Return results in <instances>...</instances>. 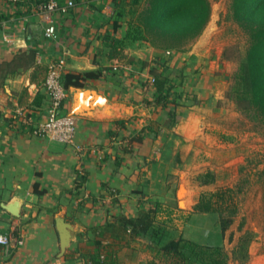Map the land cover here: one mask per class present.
I'll return each mask as SVG.
<instances>
[{
	"label": "crops",
	"instance_id": "crops-1",
	"mask_svg": "<svg viewBox=\"0 0 264 264\" xmlns=\"http://www.w3.org/2000/svg\"><path fill=\"white\" fill-rule=\"evenodd\" d=\"M73 2L66 12L47 13L24 1L12 5L0 0V235L11 238L8 247L0 245V264H85L76 259V249H94L109 213L136 218L154 203L159 204L152 224L156 235L108 237L116 256L119 249H135L140 238L153 241L157 249L180 238L220 245L218 216L179 209L176 186L168 182L173 139L188 141L193 122L181 119L169 133L161 128L158 116L163 111L152 113L145 103L151 99L150 75L141 64L155 57L153 50L142 44L136 51L137 42L131 40L133 49L119 46L125 27L113 0ZM49 20L55 26L54 40L43 36ZM113 21L119 25L116 32ZM126 28L131 29L129 23ZM106 34L118 40L120 56L109 58ZM143 47L146 54L141 56ZM59 59L64 60L63 86L73 81L64 86V111L80 112L74 116L73 144L37 132L45 118L47 70ZM185 77L192 85L195 77ZM139 134L144 137L138 142L134 138ZM56 216L74 228L62 256ZM146 242L141 249H150Z\"/></svg>",
	"mask_w": 264,
	"mask_h": 264
},
{
	"label": "rangeland",
	"instance_id": "rangeland-1",
	"mask_svg": "<svg viewBox=\"0 0 264 264\" xmlns=\"http://www.w3.org/2000/svg\"><path fill=\"white\" fill-rule=\"evenodd\" d=\"M126 1H120L122 16L119 21L125 28L120 29L122 42L119 46L123 50L133 49L128 41L131 40L137 42L134 45L137 51L143 44L160 57L166 76L195 77L192 85L183 86L179 79L176 82L174 97L178 105L167 108L173 110L175 119H169L166 109L158 116L163 122L161 128L169 133L176 129L181 119L191 118V124L193 122L189 129L191 138L188 141L173 139L169 151L172 156L167 158L172 171L168 182L176 186V205L186 198V204L178 208L191 212L201 194L221 188L233 189L237 214L217 246L222 248L226 264H264V121L252 112L241 111L227 97L247 46L245 33L231 19V0H209L210 17L206 26L180 52L156 51L137 38L132 29L127 34L130 15ZM142 51L144 47L139 52L141 56L146 54ZM118 59L126 62L122 57ZM199 82L204 84L198 86ZM147 83L151 87L150 78ZM184 88L187 93L183 92ZM155 110L160 108L150 107L152 113ZM206 171L215 175V181L200 185L196 177ZM140 239L132 244L135 249H119L116 264H188L163 257L153 241ZM243 239L248 241L245 252L237 250ZM144 242L150 249H141ZM194 264L199 261L195 260Z\"/></svg>",
	"mask_w": 264,
	"mask_h": 264
},
{
	"label": "trees",
	"instance_id": "trees-1",
	"mask_svg": "<svg viewBox=\"0 0 264 264\" xmlns=\"http://www.w3.org/2000/svg\"><path fill=\"white\" fill-rule=\"evenodd\" d=\"M20 1L34 7H43L51 0H16L11 1V4L18 5ZM55 1L62 3L66 0ZM120 1L124 0H113L114 7L118 8L116 17L122 16ZM126 3L129 5V26L132 31L137 38L160 52L183 51V47L203 31L210 17L209 0H143L142 5L141 0H127ZM230 12L231 19L245 33L247 46L227 97L234 101L241 111L252 112L264 121V0H231ZM112 27L116 32L119 27L117 21H113ZM103 40L105 46L110 48L109 58L120 56L121 52L117 49L118 40L110 39L109 34L104 35ZM160 60V57L155 56L148 62H142L141 68H147V73L153 80L149 93L151 99L145 103L165 111L170 105H178L174 97L177 80L179 79L183 86H188L191 79L184 75L172 78L166 76L162 70L164 64ZM68 84H73V81L64 82V86ZM183 92L187 93V88H184ZM167 115L170 120L175 119L173 110H167ZM147 130L149 131V128ZM142 133L144 135V132ZM143 137L139 134L134 140L139 142ZM196 180L200 185H210L214 183L215 175L206 171L198 175ZM158 210L159 204L154 203L136 218L109 213L110 219L105 220L93 241L94 249H81L78 246L76 252L79 255L76 259L85 264H116L117 249L106 239L110 237L112 240H124L126 235L131 240L140 236H155L152 224ZM193 212L216 214L223 235L237 214L233 189L221 188L201 194L193 206ZM94 230L97 231L98 228ZM247 242L244 239L240 241L237 250L245 252ZM158 252L165 258L182 260L188 264H194L195 260H198L199 264H226L225 254L220 246H200L181 238L161 243Z\"/></svg>",
	"mask_w": 264,
	"mask_h": 264
},
{
	"label": "built area",
	"instance_id": "built-area-1",
	"mask_svg": "<svg viewBox=\"0 0 264 264\" xmlns=\"http://www.w3.org/2000/svg\"><path fill=\"white\" fill-rule=\"evenodd\" d=\"M16 1V0H11ZM74 6L73 0H66L59 3L55 0L49 1L41 7L47 13L66 12ZM43 36L47 40L56 39V30L49 20L43 31ZM64 60L59 59L51 64L47 70L44 81V91L46 94L45 118L38 125L37 132L46 135L50 140L63 144H73L76 135V118L64 111V104L67 99V91L61 81V70ZM153 80L150 78V83ZM11 238L7 235H0V245L8 247Z\"/></svg>",
	"mask_w": 264,
	"mask_h": 264
},
{
	"label": "water",
	"instance_id": "water-1",
	"mask_svg": "<svg viewBox=\"0 0 264 264\" xmlns=\"http://www.w3.org/2000/svg\"><path fill=\"white\" fill-rule=\"evenodd\" d=\"M73 69H76L78 71H84L86 68L82 67V66H75V67H73ZM102 101H103V99H102ZM79 113L80 112L76 111V112H72V114H70V115L75 116V115H78ZM179 206H180V202H178V207ZM14 215L17 216L18 214L15 212ZM55 224H56V229H57L58 235H59L60 256H62L64 251L66 250V248H68V246L71 242V239H73L72 232H73L74 228L71 224L65 222L64 219L60 216H56Z\"/></svg>",
	"mask_w": 264,
	"mask_h": 264
},
{
	"label": "bare ground",
	"instance_id": "bare-ground-1",
	"mask_svg": "<svg viewBox=\"0 0 264 264\" xmlns=\"http://www.w3.org/2000/svg\"><path fill=\"white\" fill-rule=\"evenodd\" d=\"M179 194V193H178ZM180 196V195H179ZM180 203H181V201H180Z\"/></svg>",
	"mask_w": 264,
	"mask_h": 264
}]
</instances>
